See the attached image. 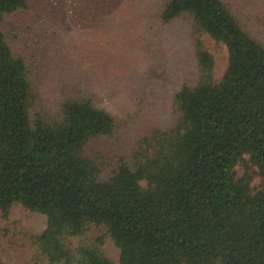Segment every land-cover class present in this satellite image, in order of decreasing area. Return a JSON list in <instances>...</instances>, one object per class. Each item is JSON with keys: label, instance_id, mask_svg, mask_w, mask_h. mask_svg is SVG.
Here are the masks:
<instances>
[{"label": "trees", "instance_id": "16d2710c", "mask_svg": "<svg viewBox=\"0 0 264 264\" xmlns=\"http://www.w3.org/2000/svg\"><path fill=\"white\" fill-rule=\"evenodd\" d=\"M28 7L0 0V211L20 203L46 216L25 264H113L105 237L119 264H264V42L233 5L164 1L163 22L188 16L225 45L228 62L215 79L196 40L198 80L174 94L178 121L142 137L105 179L88 146L114 130L106 109L73 97L32 115L30 71L2 25Z\"/></svg>", "mask_w": 264, "mask_h": 264}, {"label": "rangeland", "instance_id": "374dc122", "mask_svg": "<svg viewBox=\"0 0 264 264\" xmlns=\"http://www.w3.org/2000/svg\"><path fill=\"white\" fill-rule=\"evenodd\" d=\"M164 1L29 0L28 10L2 23L30 71L32 115L37 107L56 112L64 100L86 97L113 116L111 135L88 146L102 165L101 179L133 154L142 137L178 121L174 94L198 80L196 40L213 55L215 79L226 68L225 45L207 33H196L188 16L162 21ZM227 1L246 29L264 42V0ZM236 169L242 174L245 161ZM259 183L254 174L252 189ZM45 226L43 213L20 203H13L5 216L0 211V259L7 264L32 261L33 237ZM68 241L76 246L79 239ZM102 249L119 264V249L109 237Z\"/></svg>", "mask_w": 264, "mask_h": 264}]
</instances>
